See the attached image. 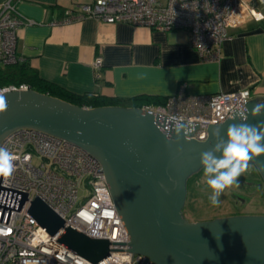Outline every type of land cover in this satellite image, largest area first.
<instances>
[{"label": "water", "instance_id": "water-1", "mask_svg": "<svg viewBox=\"0 0 264 264\" xmlns=\"http://www.w3.org/2000/svg\"><path fill=\"white\" fill-rule=\"evenodd\" d=\"M2 95L7 107L0 113V141L16 128L34 127L78 144L103 167L128 242L90 238L65 227L39 198L31 203V215L50 234L63 229L58 241L72 251L92 263L110 250H128L151 264H264V215L207 222L189 221L183 215L187 179L202 168L200 154L214 146L213 133L219 129L224 136L232 123H264V114L251 112L257 98L239 101L231 118L208 123L202 141L189 137L197 122L181 120L190 132L177 136L175 121L148 108L81 107L32 89ZM249 163L264 179V155ZM110 243L129 248H110Z\"/></svg>", "mask_w": 264, "mask_h": 264}, {"label": "built area", "instance_id": "built-area-1", "mask_svg": "<svg viewBox=\"0 0 264 264\" xmlns=\"http://www.w3.org/2000/svg\"><path fill=\"white\" fill-rule=\"evenodd\" d=\"M66 15L64 21L95 17L151 29H183L206 61L219 59L220 44L230 37L228 28L263 19L245 0H93L78 11L67 10ZM32 22L17 10L15 0L0 2V66L23 60L16 53L17 32ZM101 62L97 56L94 68L98 70ZM27 89L26 84L9 85L0 87V94ZM250 95L249 89H242L192 96L180 87L164 104L143 108L197 122L189 137L203 141L208 123L231 118L239 101L249 100ZM0 144L19 157L14 173L0 176V264H151L143 255L128 250H110L108 256L92 263L58 241L63 229L50 234L31 215V203L39 198L65 227L72 226L90 238L128 242L96 157L68 139L34 127L16 128ZM110 248L129 246L110 243Z\"/></svg>", "mask_w": 264, "mask_h": 264}, {"label": "crops", "instance_id": "crops-1", "mask_svg": "<svg viewBox=\"0 0 264 264\" xmlns=\"http://www.w3.org/2000/svg\"><path fill=\"white\" fill-rule=\"evenodd\" d=\"M92 1L15 0L17 10L33 21L18 29L16 53L44 81L105 100L167 98L182 87L192 96L249 89L255 104L264 102V0H245L263 19L228 28L219 59L209 61L201 59L183 29L95 17L64 21L67 10ZM97 56L102 59L98 70Z\"/></svg>", "mask_w": 264, "mask_h": 264}, {"label": "clouds", "instance_id": "clouds-1", "mask_svg": "<svg viewBox=\"0 0 264 264\" xmlns=\"http://www.w3.org/2000/svg\"><path fill=\"white\" fill-rule=\"evenodd\" d=\"M7 107L6 101L0 94V113ZM253 115L264 114V104H256ZM175 121L174 131L177 136L190 132L180 117H170ZM244 121L247 120L243 116ZM216 142L214 146L200 154V164L203 175L200 183L205 186L208 200L213 206L221 203V196L227 189L238 188V178L250 170V160L264 155V123L252 125L246 122L229 124L224 136L217 129L213 133ZM19 159L6 146L0 144V176L10 177L15 171V162Z\"/></svg>", "mask_w": 264, "mask_h": 264}, {"label": "rangeland", "instance_id": "rangeland-1", "mask_svg": "<svg viewBox=\"0 0 264 264\" xmlns=\"http://www.w3.org/2000/svg\"><path fill=\"white\" fill-rule=\"evenodd\" d=\"M202 175L201 168L191 174L186 182L183 215L189 221L207 222L239 215H264V180L253 164L250 163V170L238 178V188L225 191L218 206L211 205L207 191H202L205 188L200 183ZM79 194L81 196V192Z\"/></svg>", "mask_w": 264, "mask_h": 264}, {"label": "trees", "instance_id": "trees-1", "mask_svg": "<svg viewBox=\"0 0 264 264\" xmlns=\"http://www.w3.org/2000/svg\"><path fill=\"white\" fill-rule=\"evenodd\" d=\"M20 84H26L29 89L49 94L81 107L121 106L143 108L144 106H150V104L161 105L166 101V97L159 96H138L130 99L114 98L105 100L89 94L74 95L41 79L36 71L23 60L0 66V87L19 86Z\"/></svg>", "mask_w": 264, "mask_h": 264}, {"label": "flooded vegetation", "instance_id": "flooded-vegetation-1", "mask_svg": "<svg viewBox=\"0 0 264 264\" xmlns=\"http://www.w3.org/2000/svg\"><path fill=\"white\" fill-rule=\"evenodd\" d=\"M252 164V163H251ZM254 165V164H253ZM255 166V165H254ZM259 171V170H258ZM259 174H260V176H261V172L259 171ZM262 177V176H261ZM263 179V178H262ZM264 180V179H263Z\"/></svg>", "mask_w": 264, "mask_h": 264}]
</instances>
